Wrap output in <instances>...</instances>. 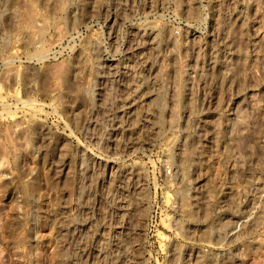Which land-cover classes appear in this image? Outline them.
Here are the masks:
<instances>
[{"label": "rangeland", "instance_id": "374dc122", "mask_svg": "<svg viewBox=\"0 0 264 264\" xmlns=\"http://www.w3.org/2000/svg\"><path fill=\"white\" fill-rule=\"evenodd\" d=\"M0 264H264V0H0Z\"/></svg>", "mask_w": 264, "mask_h": 264}, {"label": "built area", "instance_id": "2783aa9c", "mask_svg": "<svg viewBox=\"0 0 264 264\" xmlns=\"http://www.w3.org/2000/svg\"><path fill=\"white\" fill-rule=\"evenodd\" d=\"M167 171H168V173H169V172H171V171H172V169H171V168H169Z\"/></svg>", "mask_w": 264, "mask_h": 264}]
</instances>
